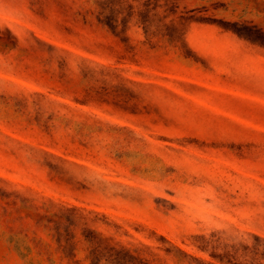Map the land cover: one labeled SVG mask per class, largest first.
I'll return each instance as SVG.
<instances>
[{
	"label": "rangeland",
	"instance_id": "obj_1",
	"mask_svg": "<svg viewBox=\"0 0 264 264\" xmlns=\"http://www.w3.org/2000/svg\"><path fill=\"white\" fill-rule=\"evenodd\" d=\"M0 264H264V0H0Z\"/></svg>",
	"mask_w": 264,
	"mask_h": 264
}]
</instances>
